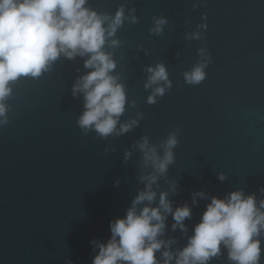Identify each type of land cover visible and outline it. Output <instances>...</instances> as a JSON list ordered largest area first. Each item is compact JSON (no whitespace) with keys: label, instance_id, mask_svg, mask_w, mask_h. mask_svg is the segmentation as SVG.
<instances>
[{"label":"water","instance_id":"95a60500","mask_svg":"<svg viewBox=\"0 0 264 264\" xmlns=\"http://www.w3.org/2000/svg\"><path fill=\"white\" fill-rule=\"evenodd\" d=\"M84 7L108 17L105 28L123 8L103 51L124 87L125 110L108 136L79 125L85 97L73 86L93 71L85 67L91 54H60L39 77L9 83L0 116V264H93L110 222L126 215L151 176L152 207L166 192L173 210L191 208L185 230H174L165 214L158 237L166 245L157 259L168 250L175 264L212 197L242 191L255 194L257 206L264 200V0H87ZM159 19L166 23L157 33ZM158 64L171 87H145ZM201 64L205 79L187 83L184 73ZM122 125L128 131L119 132ZM170 137L173 160L161 173L140 145L147 140L163 159ZM258 238L264 264V230ZM208 264L235 262L221 244Z\"/></svg>","mask_w":264,"mask_h":264},{"label":"clouds","instance_id":"9594fccd","mask_svg":"<svg viewBox=\"0 0 264 264\" xmlns=\"http://www.w3.org/2000/svg\"><path fill=\"white\" fill-rule=\"evenodd\" d=\"M87 0H0V116L6 113L3 100L10 95L9 83L21 76L39 77L51 62L60 54L68 58L75 55L91 54L85 61L86 68L93 71L81 78L73 86V94L82 91L85 97V111L79 119L81 128H94L101 136L116 131L118 118L125 110L126 95L122 84L110 75L115 68L114 61L103 51L106 37L114 35L122 24L121 7L105 28L108 17L84 7ZM155 31L160 32L164 19L157 20ZM198 38V34H195ZM116 44V41H112ZM203 51V50H200ZM205 65L195 66L191 72L184 73L190 84L202 82L206 73ZM149 87L168 81V73L163 64L155 69L149 68ZM163 86L154 89L148 97L155 102L156 95H163ZM6 121L0 120V124ZM135 123V121H133ZM130 125H122L119 132L128 131ZM177 143L175 137L167 141L163 159L155 156V149L148 148L147 140L140 145L148 149L159 172L166 171L173 160L171 148ZM146 190L133 200L126 215L110 222L111 237L107 243L98 245L99 251L93 264H170L173 253H161L163 261L157 259L156 252L165 247L166 242L158 239L165 228V214L171 213L175 223L172 228L185 230L183 221L192 215L187 205L173 210L167 193H160L159 205L152 207L156 198L152 184L156 177H148ZM224 180L223 174L219 176ZM201 197L204 193H198ZM147 201L143 208L137 205ZM264 230V200L257 201L255 194L245 196L242 191L229 193L225 198L212 197L207 204L201 220L194 227V234L187 245L175 256V264H208L220 254L223 244L228 249V258L235 264H259L261 257L260 232Z\"/></svg>","mask_w":264,"mask_h":264}]
</instances>
